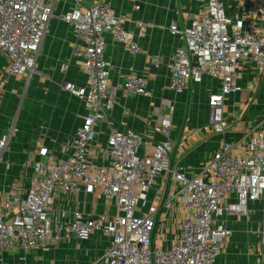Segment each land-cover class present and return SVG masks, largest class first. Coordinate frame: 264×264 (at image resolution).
<instances>
[{
  "label": "built area",
  "instance_id": "2783aa9c",
  "mask_svg": "<svg viewBox=\"0 0 264 264\" xmlns=\"http://www.w3.org/2000/svg\"><path fill=\"white\" fill-rule=\"evenodd\" d=\"M197 1L198 12L184 27L169 26L178 43L169 61L168 89L193 93L194 85L204 79L218 81L207 97L208 128L224 134L229 128L225 97L241 91L238 81L246 69L250 93L264 75V0ZM51 15V0H0L6 77L32 71ZM61 19L79 41L75 53L85 77L83 86L66 82L64 89L81 100L85 112L68 154L54 159L41 146L26 185L0 192V254L18 251L16 261L22 263L25 255L55 249L66 238L83 241L97 234L106 239L102 264H216L231 235L224 216H246L249 203L259 206L256 234L264 247V130L255 127L223 142L193 175L177 165L181 153L169 138L167 116L152 128L164 139L154 142L150 151L143 152L137 131L111 128L97 149L98 158L90 159L94 127L106 119L116 93L146 94L144 79L132 73L110 84L103 33L127 44L133 53L138 46L104 1L68 10ZM137 25L142 34L146 24ZM11 134L0 136V158ZM176 144L181 147L183 141ZM157 180L162 195L147 201V191ZM80 193L85 197L82 206L88 195H98L112 210L67 209V201ZM173 203L178 208L177 234L164 246L163 234L155 233L157 216Z\"/></svg>",
  "mask_w": 264,
  "mask_h": 264
},
{
  "label": "crops",
  "instance_id": "0c3cea01",
  "mask_svg": "<svg viewBox=\"0 0 264 264\" xmlns=\"http://www.w3.org/2000/svg\"><path fill=\"white\" fill-rule=\"evenodd\" d=\"M93 1L51 0L52 15L31 72L6 77L3 74L6 58L0 53V136L12 130L0 158V192L26 185L31 174L30 165L37 158L41 146L47 147L54 159L65 156L72 149L74 133L82 123L85 109L79 98L64 89V83L83 86L85 77L80 68L81 59L75 53L79 41L61 15L73 8L87 7ZM101 1L109 4L114 14L121 18L123 28L133 35L138 46V51L133 53L127 44L103 33L109 82H122L126 75L132 73L144 79L146 94L116 93L114 106L107 112L106 119L94 127L96 137L88 148L90 159L98 158L97 149L103 145L111 128L127 127L137 131L143 152L150 151L154 142L164 139L152 128L167 116L171 124L169 138L175 143L174 149L181 153L177 165L186 174L193 175L223 142L234 141L255 127L264 130V75L255 91L250 93V72L246 69L238 81L241 91L225 97L224 111L229 128L224 134H213L208 128L207 97L217 87L218 81L204 79L194 85L193 93H174L168 89L169 61L178 43L170 34L169 26L176 23L184 27L198 12L197 0ZM138 23L146 24L142 34H139ZM154 59L157 65L153 64ZM251 111H254L253 116H250ZM178 140L183 141L181 147H177ZM161 191V180H157L155 186L147 191V201L160 197ZM84 198L80 193L75 200H68L67 209L80 206L93 212L106 208L112 210L98 195H88L85 207L79 204ZM256 205L259 209L257 203H249L248 214L244 217L225 215L227 226L233 219L248 218L252 223L256 222L257 228L259 210L257 218L250 217L251 209ZM177 216L175 203L168 210L159 211L155 233L163 234L164 246L170 244H165L170 232L173 240L177 234ZM249 224L246 227L251 231ZM255 238L258 239L257 234ZM105 248L106 239L97 234L83 241L69 237L55 249L25 255L22 263L16 261L20 256L18 251L5 252L0 254V264H102L100 257ZM263 254L255 264H263Z\"/></svg>",
  "mask_w": 264,
  "mask_h": 264
},
{
  "label": "rangeland",
  "instance_id": "374dc122",
  "mask_svg": "<svg viewBox=\"0 0 264 264\" xmlns=\"http://www.w3.org/2000/svg\"><path fill=\"white\" fill-rule=\"evenodd\" d=\"M254 94H251L253 96ZM253 112H250V116H253ZM258 207L257 205L251 209L250 217H258ZM250 222V224H249ZM249 224L248 229L246 224ZM229 229L231 230V235L225 243L221 257L217 263L218 264H252L256 262L264 253V247L260 245L258 239L255 238L253 232L256 231V222L252 223L251 220H237L233 219L229 222ZM173 233L168 234V239H166L165 244L172 243ZM219 255V256H220ZM219 258V257H218ZM223 259V260H222ZM263 264H264V254H263Z\"/></svg>",
  "mask_w": 264,
  "mask_h": 264
}]
</instances>
